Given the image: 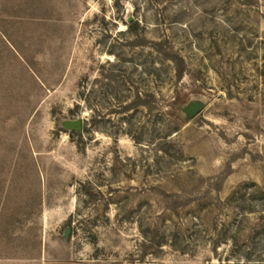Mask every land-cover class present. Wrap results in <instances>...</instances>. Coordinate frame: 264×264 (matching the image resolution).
<instances>
[{
    "label": "rangeland",
    "instance_id": "1",
    "mask_svg": "<svg viewBox=\"0 0 264 264\" xmlns=\"http://www.w3.org/2000/svg\"><path fill=\"white\" fill-rule=\"evenodd\" d=\"M243 253L264 260V0H0V264Z\"/></svg>",
    "mask_w": 264,
    "mask_h": 264
},
{
    "label": "water",
    "instance_id": "2",
    "mask_svg": "<svg viewBox=\"0 0 264 264\" xmlns=\"http://www.w3.org/2000/svg\"><path fill=\"white\" fill-rule=\"evenodd\" d=\"M200 109H201V105L198 102H190L182 109V112L187 117H193L200 111ZM67 127L80 131L81 130V120L77 119L75 121L68 122ZM67 232L68 230H66L65 234H67Z\"/></svg>",
    "mask_w": 264,
    "mask_h": 264
},
{
    "label": "trees",
    "instance_id": "3",
    "mask_svg": "<svg viewBox=\"0 0 264 264\" xmlns=\"http://www.w3.org/2000/svg\"><path fill=\"white\" fill-rule=\"evenodd\" d=\"M131 26H133L132 25V23H130L129 24V27H131ZM234 248H237V246H236V244H234ZM249 254L250 253H243V254H240L239 255V259L240 260H235L234 262H232V263H228L230 260H228V259H226L225 261H227V262H225V263H220V264H245V263H248L247 261H249L248 259H249ZM242 262V263H241ZM253 264H264V260H260V259H257V260H253V262H252Z\"/></svg>",
    "mask_w": 264,
    "mask_h": 264
}]
</instances>
